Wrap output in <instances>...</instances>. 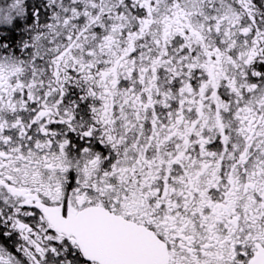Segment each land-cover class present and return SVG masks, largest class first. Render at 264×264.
Listing matches in <instances>:
<instances>
[{
    "label": "snow or ice",
    "instance_id": "1",
    "mask_svg": "<svg viewBox=\"0 0 264 264\" xmlns=\"http://www.w3.org/2000/svg\"><path fill=\"white\" fill-rule=\"evenodd\" d=\"M0 264H264V0H0Z\"/></svg>",
    "mask_w": 264,
    "mask_h": 264
}]
</instances>
